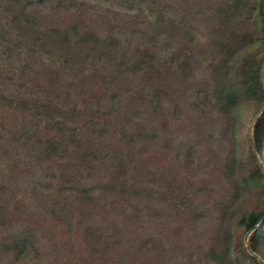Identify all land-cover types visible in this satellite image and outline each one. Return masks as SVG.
Here are the masks:
<instances>
[{
  "label": "trees",
  "instance_id": "1",
  "mask_svg": "<svg viewBox=\"0 0 264 264\" xmlns=\"http://www.w3.org/2000/svg\"><path fill=\"white\" fill-rule=\"evenodd\" d=\"M243 1L232 2L235 3L234 6L225 4L224 9L239 10L243 7ZM149 2L157 9L152 20H141L139 14H136L131 20L124 21L121 18L127 13L111 14L113 20H122L120 21L128 30L129 39L137 42V45H132L128 41L124 47L122 31L108 27L103 29L102 20L95 17L87 19L78 16L77 22L64 25L54 21L43 22V17L51 20L62 13L75 16L77 4L87 7L85 2L0 0L1 52L6 55L16 53L19 60L25 53L18 68L10 76L14 78V90L0 87V110L3 114L10 111L13 114L10 120L0 113V141L3 139L0 145L4 146L6 143L3 141L9 138V144L15 149L7 148L1 151L6 157H11L13 163L10 174H0V264L5 263L6 259L22 263L31 255L39 258L40 254H44L45 240L56 253L59 245H64V242L59 244L56 240L61 238L63 231L69 239L79 241L78 257L69 252L65 264H73V261L78 264H94L91 253L93 250H99L95 246L96 242H103L109 249L112 248L111 260L106 261L100 257L96 264H127L129 261V245L125 244L131 234L129 228L143 221L144 212L149 205H144L143 196L147 197L153 193V189L148 185L146 188V182L138 176V172L143 169L142 150L137 151L134 157L127 149L130 144L133 145L136 141L143 143L148 137L146 132L142 133L144 124L141 125L133 119H136V116L142 118L137 114H140L141 110L151 111L152 116H155V112L162 108V90L158 76L160 64L157 60L161 44H171L178 37L193 45V30L196 29L189 24V21H192L189 13L187 16L182 15L180 20L175 17L176 9L168 0ZM47 6L49 12L41 14L42 7ZM221 8L218 9V14ZM96 11L94 9L97 14ZM100 15L97 14L99 17ZM258 19L264 37V0L259 1ZM9 25L17 32L16 40L11 44L8 39L10 37L6 36V31L10 30ZM252 33L254 36L248 35L244 38L247 40L242 48L262 39L260 33L255 36L254 29ZM226 40H220L219 33L216 32L212 36V47L217 48L222 44L230 50L234 48L235 42L243 43L240 34ZM35 46L39 51L55 55L75 65L98 66L100 51L106 52L110 61L99 67L101 71L97 77L95 74L84 72L78 75L79 77L70 76L64 70L48 66L38 56L32 59L33 54L28 52H38ZM181 49L182 46H179L178 54L171 52L161 66L168 68L175 58L179 60V65L185 67L191 47L185 46V49ZM76 56L79 60L75 59ZM252 59L244 57L234 66L232 57L225 60L223 56L214 65L216 77L223 75L225 79L217 93V102L224 113L229 115L231 124L242 99L254 95L264 100V83L260 78L264 63L261 58L256 66ZM67 63L64 68H71ZM93 71L97 72L98 69ZM144 72H152L153 75L149 76ZM139 73H142V78H146L144 80L148 82L145 83L147 90L140 84L130 85L126 89L120 87L119 94L117 90H113L117 89L126 77ZM32 76L45 87L39 89L40 93H34L31 89ZM95 78L96 80H93ZM83 80L90 81L93 87L100 85L103 90L106 87L107 92L110 91L106 101L113 109L101 110L98 100L83 102L79 92L85 89L82 86ZM84 84L88 85L87 82ZM35 86L38 87L36 83ZM106 90L103 94H106ZM122 90L130 93L136 109L139 108L136 114L122 116L124 125L138 127L136 134L127 135L122 130L120 138L124 135L132 136L126 140V148L120 147L118 138L114 140L111 123L112 114L115 116L121 111ZM99 110L103 113H99ZM262 131L264 111L256 120L253 129L256 148L259 151L264 145ZM11 151H15L13 154L17 157L12 156ZM23 154L25 157L33 156V164L24 162L23 157L21 158ZM47 162L49 164L44 166ZM33 169L39 171L34 172ZM28 176L34 177L35 181L30 180ZM44 177L49 180H42ZM28 180L30 182H26ZM90 180L97 181L90 183ZM26 199H31L32 203ZM39 208L45 215L46 226L37 215ZM27 214L34 215L35 222L19 224L17 220ZM238 222L243 225L245 232L254 230L257 236L255 239H258L264 229V208L258 212L246 213ZM72 240L66 242L68 248ZM106 248L101 253L106 252ZM206 253L211 264H226L223 255L218 254L215 249L211 248ZM227 255L228 251L225 250L224 257ZM252 258L256 262L259 261Z\"/></svg>",
  "mask_w": 264,
  "mask_h": 264
},
{
  "label": "rangeland",
  "instance_id": "2",
  "mask_svg": "<svg viewBox=\"0 0 264 264\" xmlns=\"http://www.w3.org/2000/svg\"><path fill=\"white\" fill-rule=\"evenodd\" d=\"M235 1L168 0L176 9L175 17L178 20L183 18L182 15L187 16L189 13V18L192 20L189 24L196 28L193 30L194 42L190 45L187 40L177 37L171 44H161L157 60L160 64L158 76L162 90V108L159 112L154 111L155 116H152L151 111L141 110V113L137 114L142 118L136 116V119H133L141 125L144 124L142 133L146 132L148 137L143 143L136 141L133 145L130 144L127 149L134 157L137 151L142 150L143 169L138 172V176H141L144 183L146 182V188L148 185L153 189V193L147 197L143 196L144 205L149 204L144 212L143 221L129 228L131 234L128 237L129 241L125 242L129 245L127 253L130 255L127 264H211L206 257V252L211 248L223 255L226 264H264V229L260 237L255 239L257 237L255 231L245 232L243 225L238 222L246 213L258 212L264 208V145L261 151L256 148V137L253 132L256 120L264 111V100L254 95L242 99L236 109L234 122L231 124L229 115L224 113L216 98L225 79L223 75L220 78L218 75L216 77L213 71L214 65L223 56L225 60H230L232 57L234 66L244 57H252V63L256 66L261 58L264 63V37L258 22L261 0H244L243 7L239 10L224 9L225 4L234 6L235 3L232 2ZM72 2H85L88 8L77 4L75 16L62 13L51 20L43 17L45 20L43 22L54 21L64 25L77 22L78 16L87 19L95 17L102 20L103 29L108 27L122 31L124 47L127 46L128 41L132 45H137V42L129 39L128 30L122 25L121 19L129 21L134 17L133 15L139 14L141 20H152L157 10L149 0H72ZM219 8H221V16L217 12ZM94 9L102 16H97ZM48 12L49 6L42 7L41 14L45 15ZM113 12L127 14L123 18L119 17L121 18L119 20H113L111 17ZM253 29L255 36L262 32V39L255 41L251 46L247 45V48H242L247 40L244 38L248 35L254 36ZM216 32L219 33L220 40L225 42L226 39L240 34L243 43L235 42L234 48L237 49L230 50L222 44L217 48L212 47V36ZM16 34V30L11 26L10 30L6 31V36L10 37L8 38L10 44L16 40ZM179 46H182L181 51L185 46L191 47L188 60H182L186 61L187 65L185 67L179 65V60L174 58L168 68L161 66L171 52L178 54ZM36 50L38 52H28L33 54L32 59L38 56L48 66L64 70L70 76H78L84 72L89 75L95 74L97 77L101 71L99 67L110 61L109 55L100 51L97 58L98 66L87 67V65L67 63V60L39 51V48ZM22 57L19 60L16 53L6 55L0 49V87L14 90L12 85L14 78L10 76L18 68ZM75 59L79 60L77 56ZM65 63L71 68H64ZM95 68L98 69L97 72L93 71ZM142 73L126 77L120 82L119 87L113 90H117L119 94L120 89L136 84L147 90L148 82H145L146 78L145 80L142 78ZM144 74L153 75L152 72L150 74L144 72ZM260 74L264 83V71ZM86 82L88 85L84 84ZM90 83L88 80H83L82 86L85 89L79 91L81 100L85 103L98 100L101 110H112L113 107H109L106 101L110 91L107 92L105 87L106 94H103L102 86L93 87ZM30 85L34 93H40L39 89L45 88L33 76ZM121 94V111L117 112L118 115L112 114L111 123L115 134L114 140L118 138L120 147L126 148V140L132 136L124 135L120 138L122 130L127 135L136 134L138 127L124 125L122 116L136 114L139 108L136 109L130 93L122 90ZM91 96L97 99H92ZM101 110L98 112L103 113ZM0 113L3 114V111L0 110ZM3 116L11 120L12 111L5 112ZM149 136L154 137L149 138ZM261 137L264 140V131ZM3 143L6 144L0 145V174L7 176L11 173L13 159L6 157L2 152L4 149L14 148L9 144V138ZM140 144H142L141 148ZM13 152L15 151H11V155L17 157ZM22 157L24 162L33 164V156L25 157L23 154ZM48 164V162L44 163V166ZM33 171L38 172L39 169ZM28 178L35 181L32 176ZM38 180L42 184V181ZM26 201L32 203L31 199ZM37 215L41 223L46 226L47 222L41 208ZM34 218V215L27 214L17 222L34 223ZM60 232L61 230L59 234ZM56 240L59 244L64 242L63 247L59 245L56 253L45 240L44 254H40L39 258L31 255L22 263L6 259L3 264H65L69 252L78 257L79 241L69 239L64 235V231L61 232V238ZM68 240H72L69 248L66 244ZM95 246L99 250L89 249L93 250L91 256L94 257V264L100 257L106 261L111 260L112 248L109 249L103 242H96ZM104 248L107 251L101 253ZM225 250L228 251L226 257H224ZM252 257L259 261H254ZM73 264L78 263L73 261Z\"/></svg>",
  "mask_w": 264,
  "mask_h": 264
}]
</instances>
